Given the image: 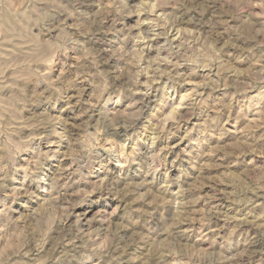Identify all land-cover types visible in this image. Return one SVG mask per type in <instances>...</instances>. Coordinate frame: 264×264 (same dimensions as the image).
I'll use <instances>...</instances> for the list:
<instances>
[{
	"label": "rangeland",
	"instance_id": "1",
	"mask_svg": "<svg viewBox=\"0 0 264 264\" xmlns=\"http://www.w3.org/2000/svg\"><path fill=\"white\" fill-rule=\"evenodd\" d=\"M0 264H264V0H0Z\"/></svg>",
	"mask_w": 264,
	"mask_h": 264
}]
</instances>
